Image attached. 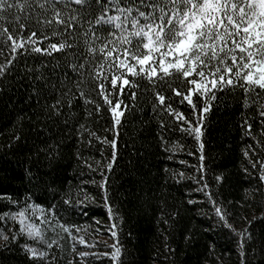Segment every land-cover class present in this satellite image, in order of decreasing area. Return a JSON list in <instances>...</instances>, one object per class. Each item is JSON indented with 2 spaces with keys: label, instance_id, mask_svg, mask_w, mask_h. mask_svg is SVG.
Returning <instances> with one entry per match:
<instances>
[{
  "label": "trees",
  "instance_id": "trees-1",
  "mask_svg": "<svg viewBox=\"0 0 264 264\" xmlns=\"http://www.w3.org/2000/svg\"><path fill=\"white\" fill-rule=\"evenodd\" d=\"M15 14L0 20V27L6 26L14 37L19 31ZM31 30L40 36L39 25L30 20L23 35ZM20 53L22 50H18L11 73L0 80V218L18 211L13 202L22 207L26 197H30L29 203L44 208L54 205L62 222L80 229L78 233L73 229L70 238L60 228L53 232L41 225L46 239H55L62 246L51 249L55 264H116L111 253L117 241L122 264H264V181L258 171L264 162V124L251 103V94L246 105L242 90L218 93L220 99L203 117L205 160L204 169L198 172L200 153L194 137L182 131L180 122L158 104L146 79L129 74L140 87L135 106L122 118L116 162L109 172L113 149L104 138L112 140L114 132L102 98L92 94L102 105L99 114L86 116L78 95L70 108L65 104L59 115L54 114L49 106L73 88L76 74L59 53ZM9 56V47L0 46V63ZM90 87L92 82L85 92ZM172 87L184 91L188 85L174 80ZM155 90L165 95V104L172 103L195 121L190 106L180 103L168 84L158 82ZM121 99L132 104L127 89ZM245 120L252 125L251 135ZM81 124L88 131H81ZM89 131L95 133L91 144L87 143ZM245 150L257 163L255 169L244 156ZM217 175L223 180L217 182ZM201 177L236 232L247 229L251 233L244 256L236 232L221 221L205 192L197 190L202 188ZM66 199L71 202L66 204ZM113 223L117 225L114 229ZM19 227L16 221L0 219L3 234L11 236ZM113 231L117 236H112ZM25 243L45 247L25 236L7 244L0 239V264H34L24 251ZM79 252L89 256L81 258Z\"/></svg>",
  "mask_w": 264,
  "mask_h": 264
},
{
  "label": "snow or ice",
  "instance_id": "snow-or-ice-1",
  "mask_svg": "<svg viewBox=\"0 0 264 264\" xmlns=\"http://www.w3.org/2000/svg\"><path fill=\"white\" fill-rule=\"evenodd\" d=\"M12 13H16L13 19L19 31L14 37L6 26L0 27V37L4 38V44L0 46L10 49L9 58L0 63V80L5 79L15 67L13 61L18 58V50H22L20 54H61L77 76L73 82L75 91L68 88L63 98H58L49 107L59 115L61 108L65 104L70 108L78 95L83 100L86 116H92L93 112L99 114L102 107L92 99V94L102 98L111 114L114 132L112 140L104 138V142L113 149L107 164L109 172L116 162L122 118L130 106H135L136 89L140 87L134 79L128 78L129 74L146 79L158 104L180 122L182 131L194 137L200 153L198 172L204 169L205 160L203 117L211 110L213 102L220 99L218 93L242 90L246 105L251 94V103L256 105L264 124V103L260 102L264 98L261 95L264 93V0H0V20H5L6 14ZM30 20L39 25V37L35 30L26 37L23 35L26 22ZM52 38H56V42H52ZM174 80L186 82L188 87L180 91L172 87ZM89 82L93 87L85 92ZM158 82L168 84L172 93L180 98V103L186 102L190 106L195 121L173 108L172 103L165 104V95L155 90ZM126 89L130 91L131 105L121 99ZM153 107L155 110L157 105ZM244 124L247 134L251 135L252 125L247 120ZM160 126L165 125L161 122ZM79 129L88 131L83 124ZM92 136L95 133L89 131L87 143L91 144ZM15 139L19 140V136ZM244 156L249 158V164L255 169L257 163L251 160L247 150ZM258 171L259 179L264 181V162L260 163ZM215 180L220 182L223 177L217 175ZM198 183H202V188L197 190L205 192L221 221L236 232L228 223L226 212L212 199L207 181L201 177ZM106 185L107 178H104L105 200L108 199ZM29 200L30 197H26L22 207L13 202L18 211L5 213L0 218L11 219L20 225L11 236L0 232V239L7 244L25 236L43 244L44 248H37L25 243L24 251L34 264H55L56 257L51 254V249L53 245L62 246L55 239L49 242L41 225H46L53 232L60 228L70 238L73 229L77 233L80 229L62 222L54 205L44 208L40 204L29 203ZM70 202V199L65 200L66 204ZM112 211L109 205V212ZM33 217L40 223H35ZM116 227L113 223L112 228ZM236 235L244 256L245 245L252 240L251 233L245 229ZM112 236H117V233L113 231ZM76 239L81 244L85 243L80 237ZM112 247L111 259L122 264V249L118 241ZM72 250L75 251V244ZM78 255L84 258L89 253L79 252Z\"/></svg>",
  "mask_w": 264,
  "mask_h": 264
}]
</instances>
